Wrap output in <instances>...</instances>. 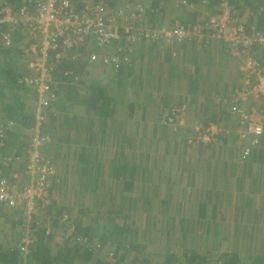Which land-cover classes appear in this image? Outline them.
<instances>
[{
    "label": "crops",
    "instance_id": "0c3cea01",
    "mask_svg": "<svg viewBox=\"0 0 264 264\" xmlns=\"http://www.w3.org/2000/svg\"><path fill=\"white\" fill-rule=\"evenodd\" d=\"M138 1L142 2L116 0L109 7L131 12ZM155 1L165 2V12H158L153 17L144 16L139 26L157 29L162 25L168 27L175 21L187 25L200 24L218 11V0L189 1L186 4H182V0H151L145 1V4L152 5ZM232 1L239 11V22L247 31L255 29L264 32V27H260V18H264V0H255V4H261L262 8L254 7L250 2L254 0H246L250 3L247 7L244 0ZM22 3L23 0H20L19 5L22 6ZM5 4L14 9L12 4ZM14 13L18 15L16 11ZM21 32L13 34L12 43L2 41L3 48L10 50L11 46H19L24 51L29 40ZM90 44L91 53H97L95 42ZM248 53L264 62V50L259 46H254ZM136 58L141 62L133 75V88L128 98L129 104L134 105L133 118L128 112L121 113L108 98L97 108L95 116L86 106L68 104L71 109L67 115H75L76 119L69 118V124L65 125L70 127L69 145L75 148L71 147L69 152L65 143L57 137L50 139V145L43 151L44 157L56 169V175L51 180L53 201L32 219L34 224L39 222V228L47 226L46 232L47 229L52 230L51 234L56 239H53L54 242L51 240V253L55 255L58 244H61L64 252L72 250L81 256L83 262L74 264H94L98 256L104 259L109 252H117L118 259L125 257L122 264H189L180 246L172 248L167 244L174 243L171 237L183 235L184 221L196 220L203 223L204 232H216L228 240L227 252L240 250L241 264H248L250 253L264 258V136L257 146L251 144L252 137L243 139L239 136L232 101L233 90L244 83L239 71V62L243 57L240 61L232 59L227 44L204 31L202 38L171 45L162 41L141 44L137 47ZM22 61L27 66L25 59ZM119 69H114L109 82L113 81ZM98 70L99 74L103 73ZM137 79L140 80L139 87ZM85 87L79 84L77 90H73L86 99L88 89ZM63 88L61 86L58 97L64 93ZM88 111L90 114L87 117ZM132 120L137 121L136 125L140 123L142 132L139 135L136 132L132 134L127 127ZM168 120H173L174 129L173 125L165 123ZM61 121L59 118L57 126ZM197 127L213 133L215 141L206 138L204 142L190 146L189 138L196 133ZM76 129L80 130V141L76 139ZM25 131L28 141L29 132ZM88 137L89 143L84 144ZM74 143L82 144L76 146ZM87 146L89 148L85 149ZM246 149L249 155L245 154ZM99 158L101 161H93ZM146 159L161 171L162 178L146 187L145 194H139V183H136L134 194L123 192L122 183L118 188L109 185V170L114 165L121 164L123 167L128 161V165L134 167L130 170L132 173L142 162L148 163ZM2 168L7 171L4 165ZM7 175H11L10 170ZM97 195L103 201L112 197L118 205H121L119 201L124 203L127 197L134 198L138 209H133L130 215L123 210L120 214L134 220L133 223L130 219L125 220L129 222L127 233H113L102 222L94 231V225L88 224L91 217L85 210H92V199H97ZM147 197L153 202L143 206V198ZM64 216L69 218V223L63 222ZM120 220L117 219L118 224ZM24 221L26 219L19 211L0 205V253L18 251L23 258L18 264H37L30 252L35 242L27 249L19 246L24 239ZM74 223L78 224L77 228ZM211 223L213 228L209 229ZM89 226L93 231L90 229V239L83 230H78V227L88 229ZM193 247L199 254L202 247L198 244H193ZM204 248L207 250H203L202 255L209 252V244ZM85 249L92 251L91 256ZM27 255L30 257L28 260L25 258Z\"/></svg>",
    "mask_w": 264,
    "mask_h": 264
},
{
    "label": "built area",
    "instance_id": "2783aa9c",
    "mask_svg": "<svg viewBox=\"0 0 264 264\" xmlns=\"http://www.w3.org/2000/svg\"><path fill=\"white\" fill-rule=\"evenodd\" d=\"M87 1L90 4L87 3L84 10L78 13L72 9L71 0H23L18 16L6 4L0 11V24L7 26L10 31V34H4L6 44L10 43L11 33L15 30L27 33L29 44L24 47L23 53L27 67L34 76L26 82L34 86L38 95L36 125L28 147L22 154L14 155L15 163L22 164V170L14 172L11 168L10 176L0 173V203L20 211L28 223L25 237L19 245L25 249L37 239L33 215L53 201L51 180L56 175V169L43 155L51 138L41 134V127L46 121L43 109L56 100L51 86L49 52H53V64L57 65L64 57H68V50H78L85 37L92 38L98 52L90 55V62L94 65L116 66L122 61L128 60L130 63L142 40L148 44L162 41L171 45L202 38L208 29L212 36L227 44L232 59L243 57L239 71L244 83L232 96L234 111L238 115L239 136L243 139L252 137L251 144L256 146L264 136V66L248 53L254 46L264 50V32L254 29L247 31L239 22L230 0H219L218 12L203 25L185 26L175 22L161 29H140L135 25L147 12L145 1L151 0L134 3L131 12L109 7L116 0ZM188 2L182 0L181 3ZM59 41H62L63 46H60ZM62 48H65L63 52ZM67 75H72V72H67ZM14 126L13 123H7L0 127V137H3L5 130ZM202 139L203 136L198 134L197 141ZM3 145L0 140V150ZM245 154L249 155L247 149ZM4 166L9 167L8 163H4ZM69 221L68 217H63L64 223ZM46 235H51L50 229H47Z\"/></svg>",
    "mask_w": 264,
    "mask_h": 264
},
{
    "label": "trees",
    "instance_id": "16d2710c",
    "mask_svg": "<svg viewBox=\"0 0 264 264\" xmlns=\"http://www.w3.org/2000/svg\"><path fill=\"white\" fill-rule=\"evenodd\" d=\"M20 0H0L1 8L4 7V3L7 2L9 4H12L14 7V12L16 11L17 14L19 13V9L21 6L19 5ZM86 1V2H85ZM193 2H197L198 0H189ZM250 1V0H248ZM248 1L244 0V6H248L250 4ZM254 7H261V4H255L254 2L250 1ZM88 3L87 0H71V7L74 10V12L78 13L81 10H84L86 4ZM156 3V4H155ZM158 1L153 2V4L147 5V12L144 16L152 17L155 16L158 12L164 13V3H158ZM167 3V2H166ZM230 3L234 9H237L233 5V1L230 0ZM90 4V2L88 3ZM110 4V2H109ZM112 6V3H111ZM113 8V7H112ZM238 11V10H237ZM239 13V11H238ZM18 16V15H17ZM166 17V15H165ZM164 17V18H165ZM142 19H144L142 17ZM262 21L260 22V27H264V18H260ZM140 20H137L135 25L139 26ZM166 22H168V18L166 19ZM170 25H173L174 23H169ZM141 25V24H140ZM158 26V25H157ZM156 26V27H157ZM163 26V25H162ZM157 27V29H161L163 27ZM142 27H145V25L139 26L138 28L143 29ZM148 28V27H147ZM151 29V28H149ZM153 29V28H152ZM9 28L7 26H3L0 24V127L4 126L7 123H13L15 125L10 130H5L3 133V137H0V140L3 141V148L0 150V173L2 174H8L9 170H11L13 165V171H20L19 168L21 167L20 164H16L14 157H11L12 150L14 149L13 153L14 155L22 154L23 151L28 147V141L27 137L24 135L25 130H30L34 126V117L36 113V107H37V91H35V88L31 86L29 83L27 84L26 81H28L30 78L34 76V74L29 70V68L24 65L23 59H25L27 63V59L24 56L22 47L20 48L17 46V48L10 47V50H6L3 48V38L4 34H8ZM19 33L20 30H15L13 33H11L10 43L13 42V34ZM25 37L28 38L26 32H21ZM10 34V33H9ZM91 39V40H90ZM93 41L92 38L85 37V41L83 44H81L80 48L75 51L74 50H68L66 54L69 55V57H64L57 65L54 63V55L53 52H49V65L52 67V70L50 71L52 76V92L54 96L56 97V100L53 103H50L48 107H44L43 114L45 115V123L41 127V134L50 137L52 140L56 139L57 137L65 143L67 146V150L69 151L71 147H74L73 145H69L71 143V132L69 130V126H66L69 124V118L73 119L75 115H72V117H69L67 113H69V109H71L70 106L72 105H79V106H86L88 109L91 110V114L93 116L97 113V108L101 107V103H104L105 100L108 98L113 104L114 107L119 109L121 113L128 112L129 116L132 117L133 113V104H129V95L132 91V85H133V75L138 71V67L140 65L139 60L137 58L130 59V63H123L120 65V69L115 74V78L112 82H109L105 76L103 77L104 83L106 86L100 85L101 80L90 82L88 84V91L86 92V99L78 96L80 93L75 92L73 89L77 90L76 86L78 84L85 86V77H88V75H92L95 71L97 72L100 68V65H94L90 62V55L91 53V42ZM62 41H59L60 46H63ZM161 43V41L159 42ZM141 44H148L145 42V40H142ZM63 49H61V52H63ZM74 53V54H73ZM235 60L240 61V58H236ZM264 66V62H260ZM241 63L239 62V65ZM138 68V69H137ZM106 70V68H104ZM93 71V72H92ZM67 72H72V75H67ZM76 79H79L78 81ZM135 80V79H134ZM244 80V78H243ZM100 82V83H99ZM142 82V81H141ZM140 80L137 79V86L139 87ZM64 87V93L61 94V96L58 97L60 88ZM241 87V86H240ZM237 87L236 89L240 88ZM234 89L233 92L236 90ZM119 100L123 103H118ZM57 105H56V104ZM59 103V105H58ZM70 106H69V105ZM55 105V106H54ZM55 107V109H53ZM53 109V110H52ZM90 111H88L89 116ZM236 117L238 120V115L235 112ZM61 118L60 124L57 126L58 119ZM133 118V117H132ZM167 123V122H166ZM66 124V125H65ZM238 128L239 123L237 121ZM110 129H112V126H108ZM107 127V128H108ZM157 128L156 126H153V128ZM65 129V132L63 131ZM80 130L76 129V139L79 141L80 135H78ZM193 136V135H192ZM191 136V137H192ZM89 137L86 143H89ZM128 140L134 139V138H126ZM95 141V140H94ZM51 143V140H50ZM50 143L46 144V146L50 145ZM96 143V142H95ZM76 146L82 143H74ZM131 147V146H130ZM75 148V147H74ZM73 148V149H74ZM87 146L85 149H88ZM195 148V147H192ZM45 149V148H44ZM70 152V151H69ZM146 157V156H145ZM101 161L99 159H93V161ZM148 163L142 162V165L139 166L137 169H135L132 173L130 170L134 169V167L128 165V161L123 167H121V164L114 165L112 168H110V175L111 178L109 181V185H112L115 183V186L118 188L120 184L122 183L123 192L129 194H134L136 191V183H139V189L140 195L145 194L146 187H149L155 183H158L160 179L162 178L161 171L157 170L155 166H152L149 163V159H146ZM11 162V163H10ZM3 163L9 165L7 167V171H3ZM12 164V165H11ZM16 168V169H15ZM160 178V179H159ZM113 181L114 183H111ZM150 189V188H149ZM110 195L112 196L113 193L110 192ZM100 195H97V199H92L91 208L92 210H85V213H88L91 217L88 224L94 225V231L98 228V224L100 226L101 222L103 225L109 226L110 229L116 233L124 231L127 233V229L129 227V222H126V219L132 220L130 216H127L125 214L130 215L133 213V209L137 210L138 206L133 202V199L131 197H125L127 200L122 203L121 201H118L121 203V205L112 199V197H109L108 199H100ZM140 198H142L140 196ZM153 200L150 197L143 198L142 205H150L152 204ZM128 203V204H127ZM133 203V204H132ZM127 204V205H126ZM131 206V208H130ZM49 207V206H48ZM47 207V208H48ZM122 210L126 212L124 216H121ZM20 212V211H19ZM138 212V211H137ZM121 217H120V216ZM104 217V218H103ZM136 217L138 215L136 214ZM120 220V223H117V219ZM104 219V221H103ZM77 228L78 224L74 223ZM126 224L128 226H126ZM213 223L210 224V228H213ZM36 225L37 230V239L35 241L33 249L30 251L31 256L33 255L34 260L37 264H74L77 261L80 263L81 256L78 254V252L74 251H68L64 252L65 249L61 248V244H58V252L53 255L49 249V246L51 244V240L55 238L52 234L48 237L46 236V227L43 226L42 228H39V222H36L34 226ZM203 223L200 221H184V224L182 225V232L183 235L179 237H171L170 239L173 240L174 243L167 244L168 246L177 247L180 246L183 251L184 258L187 259L189 264H241L243 259H240V250L235 249V252L233 253H221L218 255V249L220 248V245L222 243L228 244V240L224 239L223 237H220L216 232L215 233H209L208 231L204 232ZM188 226V227H187ZM195 229H194V228ZM203 228V229H202ZM90 229L92 231V228L89 226V228L82 229L81 227H78V230H83V233L87 238L90 236ZM108 229V230H110ZM201 230V231H199ZM52 231V230H51ZM103 231H106L105 229ZM93 232V231H92ZM87 234V235H86ZM89 234V235H88ZM48 238L47 240L44 239ZM103 237H105L103 235ZM180 238V239H179ZM56 239V238H55ZM90 239V238H89ZM183 240V241H182ZM237 239H235V243ZM178 241L179 243H176ZM54 242V241H53ZM57 244L55 245L57 247ZM63 244V243H62ZM190 244H192L190 246ZM193 244H198L200 246H207L209 244L210 250L205 255H199L197 253V250L193 247ZM61 250V251H59ZM170 250V249H169ZM249 248L246 249V252H248ZM87 251V255L92 254V251L89 249H85ZM84 251V252H85ZM64 252V253H63ZM76 253L74 255V253ZM83 252V253H84ZM171 253V251L169 252ZM30 255V254H29ZM29 255L25 256V258L28 260ZM90 257L87 258V260ZM97 261H95L94 264H122L123 260H125V257L119 258L117 257V252H109L107 255L104 256V259H102L100 256L97 257ZM210 260V261H207ZM23 258L18 254V251H12V252H3L0 253V264H18L19 262H22ZM151 262V260H150ZM264 262V258L261 256L254 255L252 253L249 254L247 257L248 264H262ZM164 264H169L168 262ZM173 264V263H171ZM177 264H181L178 263ZM185 264V263H183Z\"/></svg>",
    "mask_w": 264,
    "mask_h": 264
},
{
    "label": "rangeland",
    "instance_id": "374dc122",
    "mask_svg": "<svg viewBox=\"0 0 264 264\" xmlns=\"http://www.w3.org/2000/svg\"><path fill=\"white\" fill-rule=\"evenodd\" d=\"M127 1H129V0H127ZM208 29H206V31H207ZM75 53H76V50H75ZM74 54V53H73ZM68 57H69V55H68ZM135 58L136 57H133V59L135 60ZM123 63H129L128 62V60L127 61H122L121 62V64L120 65H122ZM120 65H116V66H114V65H110V66H104V65H100V71L102 70V74L100 73L99 74V70L96 72H94L93 74H92V77L94 78V81L95 80H101V82H102V84H105L104 83V79H103V77L105 76V78H107V80L109 81L110 80V78L109 77H111L112 75H111V73L112 72H114V69H116L117 68V66H120ZM104 68H106V69H108L107 70V72H106V70H104ZM119 68V67H118ZM93 72V71H92ZM92 77H91V75H88V77H86L85 78V81H86V83H85V88L86 89H89L88 88V84L92 81ZM132 97V96H131ZM173 120H171V121H167L171 126L173 125V129L175 128V124L172 122ZM166 123V122H165ZM137 124V121H135V120H132L131 122H130V124L127 126L128 128H129V131L132 133V134H135V132H136V135H139V133L140 132H142V128L140 127V123L138 124V125H136ZM138 126L140 127V128H138ZM199 128H197V130H198ZM207 133L205 132L204 134H202V136H204V135H206ZM215 141V139L213 140V142ZM212 142V141H211ZM14 151V149L12 150V152ZM130 156V155H129ZM128 159H130V157H128ZM137 159H140L139 157H137ZM112 185H115V183L114 184H112ZM112 185H111V187H112ZM114 187V186H113ZM138 188H140L139 187V185H138ZM195 211V210H194ZM25 220V219H24ZM25 222V221H24ZM27 221L25 222V227H27ZM227 224H228V222H227ZM25 231H26V229H25ZM25 234V233H24ZM25 236L23 235V238H24ZM227 246V247H226ZM200 247H202V249H201V251H199V255H202L203 253H202V251L203 250H207V248H204V247H206V246H200ZM229 249V245H227V244H225V243H222L221 245H220V248L218 249V253L219 254H221V253H226L227 252V250ZM224 251H226V252H224ZM227 253H232V252H227Z\"/></svg>",
    "mask_w": 264,
    "mask_h": 264
},
{
    "label": "clouds",
    "instance_id": "9594fccd",
    "mask_svg": "<svg viewBox=\"0 0 264 264\" xmlns=\"http://www.w3.org/2000/svg\"><path fill=\"white\" fill-rule=\"evenodd\" d=\"M189 1V0H188ZM218 6H219V0H218ZM234 9V8H233ZM236 12H237V16H238V18H240L239 17V13H238V11H237V9H234ZM218 12V11H217ZM214 16V15H213ZM210 17H212V16H210ZM209 19V18H208ZM208 19H207V21H208ZM207 21H205V23L207 22ZM175 22H179V21H175ZM174 22V23H175ZM181 23V22H180ZM205 23H200L201 25H203V24H205ZM183 24V23H182ZM199 24V23H198ZM185 26H188L187 24H184ZM190 26H192L191 24H189ZM195 25V24H194ZM252 30V29H251ZM250 30V31H251ZM255 30V29H254ZM208 31V33L209 34H211L210 33V31L209 30H207ZM137 52V51H136ZM135 57H136V53H135ZM259 60V59H258ZM260 61V60H259ZM261 62V61H260ZM99 65V64H98ZM97 66V65H96ZM102 66V65H101ZM117 67H120V66H117ZM31 79H33V77L32 78H30L29 80H31ZM30 84V83H29ZM31 86H33L32 84H30ZM81 85V84H80ZM78 86H79V84H78ZM34 87V86H33ZM36 101H37V106H38V95H37V99H36ZM36 109H37V107H36ZM168 123V122H167ZM35 125H36V113H35V117H34V126L32 127V129H30V130H26L25 132H29V136L31 137V133H32V131H33V129L35 128ZM197 128H199L197 131H196V133L195 134H193V136L192 137H190L189 138V141H188V144L190 145V146H194V145H196V144H199V143H202V142H204L205 141V139L206 138H208L209 139V141H212L213 142V140H214V136H213V133L212 134H209V132H206L207 134L206 135H204L203 136V139L202 140H199V141H197V137H198V134H204L205 133V131L203 130V129H201L200 127H197ZM29 140H30V138H29ZM11 157H14V154L11 156ZM4 164V163H3ZM12 165V164H11ZM6 169H7V167H5ZM12 169H13V165H12ZM16 169V168H15ZM19 170H22V166L19 168ZM3 174V173H2ZM53 189V188H52ZM0 205H2L3 207H5V208H8V207H6L4 204H1L0 203ZM8 209H10V208H8ZM10 210H12V209H10Z\"/></svg>",
    "mask_w": 264,
    "mask_h": 264
}]
</instances>
